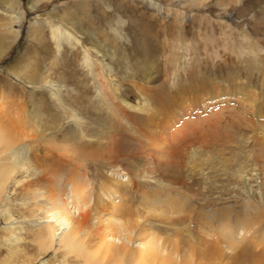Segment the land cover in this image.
<instances>
[{
	"label": "rangeland",
	"instance_id": "rangeland-1",
	"mask_svg": "<svg viewBox=\"0 0 264 264\" xmlns=\"http://www.w3.org/2000/svg\"><path fill=\"white\" fill-rule=\"evenodd\" d=\"M9 2L0 0V128L27 121L36 138L32 114L39 112L43 126L57 116L48 138L68 139V127L82 125L87 139L107 143L103 157L81 160L67 149L66 159L47 154L35 138L23 141L33 162L14 169L0 195V264H84L73 252L39 243L48 235L41 209L49 204L41 200L37 210L27 194L52 181L62 210L76 218L75 200L66 205L73 180L110 201L98 190L101 176L127 185L136 202L142 191L148 201L160 200L151 211L170 224L158 228L148 219L150 232L176 240L178 225L228 255L249 251L244 264H264V0H41L33 8L30 0ZM193 86L212 93L169 122L166 146L146 141L144 111L116 99L122 93L130 103L156 104L160 93L167 99ZM176 217L183 223L172 224ZM89 220L94 226L96 218ZM128 235L114 241L142 248L136 231Z\"/></svg>",
	"mask_w": 264,
	"mask_h": 264
},
{
	"label": "bare ground",
	"instance_id": "bare-ground-1",
	"mask_svg": "<svg viewBox=\"0 0 264 264\" xmlns=\"http://www.w3.org/2000/svg\"><path fill=\"white\" fill-rule=\"evenodd\" d=\"M40 1L41 0H30L29 7L33 8ZM185 1L193 3L195 0ZM9 3L16 4V0H10ZM96 51L99 52L98 49ZM1 52H3V49L0 44V53ZM216 86L219 88L220 83L216 84ZM199 90H202L204 93L198 95ZM211 91L212 88L206 89L204 86L199 88L193 86L190 90L185 88L174 89L171 96H168L167 99L161 98V93L158 94V103L156 104H153L151 102L152 100L149 101L147 98H143L142 100L139 99L140 101L135 103H130L123 98L124 95H121L122 93L117 94L116 99L125 107L140 112L144 111L146 113V121L141 125L144 131L143 133H148V140L146 141H151V143L159 147L167 145L166 141H169L168 137L171 135V133L167 134L169 132L168 124L176 120L175 117L179 114L178 112L181 111L183 113L190 104L203 102L210 96L212 93ZM98 93L101 100L104 101L105 104H108L109 101L105 100L103 97L106 92L102 94L103 92L101 93V91L98 90ZM111 109L115 111L114 107ZM38 113L32 114V118L37 122L33 130L34 132L36 130L38 132L36 138L34 135L31 136L28 134V131L26 132L27 121H23L22 123L18 121L20 125L25 124L22 127H10L11 125H9L0 128V195L2 194L3 187H6L5 183L7 182L8 176H10L9 174L13 172L14 169H17V171L19 169L26 170L27 163L32 161L28 160L29 148L21 145L23 141H27L28 139L35 138L37 141H41L46 146V150H48L47 154H49L50 151L56 153L61 152L59 157H63V159H66V156L69 158V155H67L66 151H63V149L71 151L70 155L72 154L73 157L81 160L96 159L99 156L100 158L103 157V147L107 142L102 146L98 140L87 139L82 125V127L79 126L80 128H75L77 131L72 127L70 131V127H68V139H58L52 136L48 138L46 136L48 133L57 132L56 127H54L57 116L52 115L50 122L47 124L45 123L43 126L41 119H38L41 117ZM17 141H19V143H17ZM111 142L116 143V139L111 137ZM110 150V148H107L106 151L108 152ZM33 168H35V166H33ZM40 177L43 178V176ZM38 178L39 176H36L32 180L22 181L20 188H25L27 185H30V183L32 184L33 181H35V183L38 182ZM44 178V180L49 181L47 177ZM115 179V177L108 178L106 176H101L99 179L101 182L99 181L98 190L107 194V197L112 198L110 201L99 200L91 191L92 186L87 187V184L84 186V183L78 181V179L73 180L70 191L72 196H76V199L71 195L68 196L70 200H67L66 205L68 203L72 204L75 200L77 205H75L77 207L76 218L71 217L64 209L62 210L61 207L62 205L64 206L65 202H61L58 196L60 190L55 187L56 185L52 183V181L49 182L50 184L45 190L40 187L31 189L30 193L27 194V200L33 203L37 210H40L39 207H37V203L41 200H45L49 204L48 208L41 209L44 212V221L46 222L44 231L48 235L46 237H38L39 243L43 244L42 246L46 249L58 250L62 248L67 252H73L74 255L82 258V263L84 264H244L241 260L244 259V254L249 251L240 248L238 252L240 256L237 254L228 255L223 249L214 245L212 241L207 240L204 236L191 234V231V233H188L187 229L186 235L184 232L183 234L180 228L181 226L177 227L178 225H176L174 228L175 234L179 235V238L176 240H169L165 236L161 237L157 233L150 232V227L147 225L148 219H153L154 225H157L158 228H162L165 223L170 224L169 219L166 216L164 217L161 212H157V214L154 215L151 211L156 208L154 205L159 203L160 200H156V202H154V200L148 201V198L145 199V197L149 194L147 195L146 192L142 191L141 195L145 197L136 202V200L134 201L133 199L132 193L130 194L128 187H126L127 185L125 186L117 180L115 181ZM131 186L132 189H138L134 183H132ZM128 193L131 195H129L130 197L127 195ZM116 194L119 195L120 198L118 203H114L113 201L115 198L113 195ZM151 202H153V204H151ZM168 202L172 203V201ZM24 203L25 202H23V204ZM162 206L163 205H161V207ZM170 206L175 207L171 204ZM91 216L96 218L94 226L90 225L89 222ZM178 217H176L177 219L173 218L174 220H170L172 224L173 222H178ZM166 218L168 219L167 221H165ZM181 222L179 221L178 223ZM5 223L6 222H3V224ZM131 230L136 231L137 235L140 237L139 244L142 245V248L127 247L122 241L120 243L119 241L118 243L114 241L116 238L120 239L121 233L129 239L128 236L130 235H128V233ZM106 233L110 236L107 239ZM56 234H59L57 240L55 238ZM179 253H182L184 258L179 257L178 259V255H181ZM258 254L261 256L262 252L252 256L258 259ZM236 257H240L241 259L237 260ZM255 264L260 263L257 262Z\"/></svg>",
	"mask_w": 264,
	"mask_h": 264
}]
</instances>
